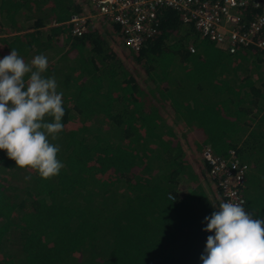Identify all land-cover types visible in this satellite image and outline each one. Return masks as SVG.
Returning a JSON list of instances; mask_svg holds the SVG:
<instances>
[{
	"label": "trees",
	"instance_id": "1",
	"mask_svg": "<svg viewBox=\"0 0 264 264\" xmlns=\"http://www.w3.org/2000/svg\"><path fill=\"white\" fill-rule=\"evenodd\" d=\"M84 2L0 0V32L10 34L0 35V59L11 49L25 60L64 46L43 75L56 79L65 110L63 130L48 136L61 146L58 175L42 179L0 150V168L12 173H0V243L7 242L0 264H81L84 247L101 241L105 264H202L214 234L203 231L204 218L216 210L185 148L233 149L250 166L246 211L264 218V90L252 80L264 51L246 46L230 54L165 8L157 33L124 56L130 69L113 48H122L118 25L99 21L71 34L65 22ZM248 10H241L244 21ZM164 109L181 135L190 131L192 144L165 123ZM184 178L193 183L187 192L178 187ZM96 190L112 194L114 207L99 204Z\"/></svg>",
	"mask_w": 264,
	"mask_h": 264
},
{
	"label": "clouds",
	"instance_id": "2",
	"mask_svg": "<svg viewBox=\"0 0 264 264\" xmlns=\"http://www.w3.org/2000/svg\"><path fill=\"white\" fill-rule=\"evenodd\" d=\"M47 68L43 54L26 63L11 49L0 59V150L16 167L30 168L42 179L65 167L57 159L59 147L48 139L51 135L55 140L63 130L65 110L56 79L43 75ZM217 209L204 218L203 231L214 234L207 237L202 264H264V218H256L243 202L232 199Z\"/></svg>",
	"mask_w": 264,
	"mask_h": 264
},
{
	"label": "built area",
	"instance_id": "3",
	"mask_svg": "<svg viewBox=\"0 0 264 264\" xmlns=\"http://www.w3.org/2000/svg\"><path fill=\"white\" fill-rule=\"evenodd\" d=\"M85 1H89L95 11L90 15L84 10L72 14L65 22L71 25V34L80 36L99 21L116 24L120 27L124 46L132 52L138 51L148 38L157 33L160 12L165 8L176 11L182 21L191 23L200 38L213 42L230 54L246 46L264 51V0ZM247 8L244 21L241 10ZM201 155L206 175L221 201H241L246 210L244 188L249 164L240 161L233 149L226 155H218L209 145H204Z\"/></svg>",
	"mask_w": 264,
	"mask_h": 264
},
{
	"label": "rangeland",
	"instance_id": "4",
	"mask_svg": "<svg viewBox=\"0 0 264 264\" xmlns=\"http://www.w3.org/2000/svg\"><path fill=\"white\" fill-rule=\"evenodd\" d=\"M83 7H84V12H86L87 15H90V14H92L95 11L94 6L89 1H85L83 3ZM18 18L21 21V17H18ZM2 19L3 18L0 15V20H2ZM98 23L99 22H97V24ZM105 23H107V22H105ZM1 34H2L1 37H7V36L10 35V34H4L3 32H0V35ZM111 34H114V32L111 31ZM121 44H122V48L121 49H119L117 47V45H114L113 48L115 49L116 53L119 54V56L124 59V56L130 50H128L123 45V43H121ZM63 50H64V46L56 45V46H54V47H52V48L44 51L42 54L47 57L48 64L49 63H55L58 60V58H59V56H60V54L62 53ZM39 55H41V54H39ZM35 56H37V55L36 54H30V55H28L26 57V59H25V62L26 63H30L31 60ZM124 61H125L126 65L129 66L130 69L134 66V64L132 62L127 61L125 59H124ZM260 69H264V63H263V66ZM136 72H137L136 73L137 80L142 85H144V79L145 78L143 76L144 75L143 72L141 70H137ZM257 74H259V73H257ZM260 83H261V80H260ZM145 86L146 85H144V87ZM260 87H264L263 82H262V85ZM161 114L163 115V118H165L164 119L165 123H167L168 125H171V124H174L175 125L176 132L178 133V136L180 137V139H181V141L183 143H186V142H189L191 144L193 143V142H191L192 141L191 138H192L193 135H191V136L189 135V132L190 131L188 132L187 130L184 129V135H181L180 134V131L182 130V128L177 123H175L174 118H173L171 112H169L166 109H164V110L161 111ZM93 130H94V128L92 127V128H90V130L87 133H85V138L84 139L88 143H92L93 140H94V135H95L94 133L95 132H93ZM105 132L106 133H109L108 131H105ZM234 140L235 141H240L239 138L234 139ZM148 142H149V140H148ZM150 143H152V141ZM53 145L58 146L59 149L61 147L60 144L57 143V142H54ZM185 149H186L185 150V154L188 156L189 160H192L193 161V159H195V162H192V168H193V170H196L198 167L199 168L201 167L200 169H203L204 170L203 171L204 174L202 176L203 178L200 177V180H201V183L204 185L206 192H208V189H212V187H211V182H210L209 178L206 175V170L203 168L204 165H203V160H202V155H201V152L202 151H200L199 154L198 153L196 154V151H195V147L194 146L190 147L189 149L188 148H185ZM0 173H2L3 175H5V174L11 175L12 174L10 171H8L6 169H3V168H0ZM14 181L15 182H13V181L10 180V183H12V184L14 183L13 184L14 186H18L19 183L17 182V184H16V180L15 179H14ZM192 185H193L192 180H189L188 178H184L179 183L178 187H179L180 191L187 192L188 189L190 187H192ZM116 191H118V190H116ZM212 191L209 190L210 193L214 194ZM94 193H96V200H97V202L99 204L101 203L104 208L108 209V208L114 207L115 202H114V197H113L112 194L109 193L108 195H106L105 193H103L102 190L101 191L100 190H96V191H94ZM6 246H7V242H6V239H4V240H2V243H0V252L4 253V251H6ZM101 250H106V244H105L104 241H101L100 243L95 244L92 248H90V247H88L86 245L84 247L83 255L81 256V259H80V261H82L81 264H105V262L102 261ZM106 264H107V262H106Z\"/></svg>",
	"mask_w": 264,
	"mask_h": 264
},
{
	"label": "crops",
	"instance_id": "5",
	"mask_svg": "<svg viewBox=\"0 0 264 264\" xmlns=\"http://www.w3.org/2000/svg\"><path fill=\"white\" fill-rule=\"evenodd\" d=\"M263 56V55H262ZM264 57V56H263ZM264 63V62H263ZM262 66H263V64H262ZM257 73H259V74H256V73H254V75H252V80H254V81H256V86H258L259 88H260V90L263 92V90H264V87H260L261 85H262V82L264 83V69H260ZM260 80H261V83H260ZM260 83V84H259ZM259 84V85H258ZM253 110V112L256 110V109H252ZM237 138H239L240 139V141H238V143H241L242 142V140H243V138H244V136H236V138L235 139H237ZM248 163H249V161H248ZM252 165H253V163H252ZM204 168V167H203ZM203 170V169H202ZM204 171V170H203ZM250 172V169H249V171H248V173ZM247 177H248V174H247ZM246 185H247V180H246ZM211 187H212V189H208V196H209V198H210V200L212 201V203H213V206H214V209L216 210V211H218V206H219V204L222 202L221 201V199H220V197L218 196V194H217V192H216V189H215V187L213 186V184L211 183ZM209 190L210 191H212L214 194H212V193H210L209 192ZM246 190V189H245ZM216 207V208H215Z\"/></svg>",
	"mask_w": 264,
	"mask_h": 264
}]
</instances>
